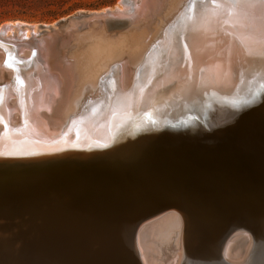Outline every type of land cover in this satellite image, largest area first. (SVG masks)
Instances as JSON below:
<instances>
[{"label": "bare ground", "instance_id": "6f19581e", "mask_svg": "<svg viewBox=\"0 0 264 264\" xmlns=\"http://www.w3.org/2000/svg\"><path fill=\"white\" fill-rule=\"evenodd\" d=\"M239 2L121 0L116 8L96 14L119 15L129 20V28L120 34L81 36L72 47L61 44L65 51L47 37L51 33L43 37L37 27L2 26L0 65L15 72L0 70V88H5L0 90V122L11 128L1 151L23 159L56 156L55 169L44 173L41 183L59 190L56 200L81 202L75 188L89 181L88 170H121L125 164L120 163L156 142V124H172L184 114L193 133L199 114L192 108L201 116L212 108L221 118L232 109L248 121L263 120L264 80L251 64L264 57V44L247 32L250 17ZM17 28L26 35L19 36ZM115 61L123 64L117 74L112 70ZM113 76L115 83H108ZM134 131L142 138L130 139ZM61 132L65 137L57 139ZM213 152L225 155L230 149ZM153 161L145 159L151 165ZM136 168L132 170L140 174ZM142 181L130 178L126 185L134 186L132 193L138 195ZM237 235L220 248V256L231 264L247 259L253 246ZM183 238L175 219L147 228L136 243L141 262L181 264Z\"/></svg>", "mask_w": 264, "mask_h": 264}, {"label": "water", "instance_id": "95a60500", "mask_svg": "<svg viewBox=\"0 0 264 264\" xmlns=\"http://www.w3.org/2000/svg\"><path fill=\"white\" fill-rule=\"evenodd\" d=\"M239 5L250 17L247 32L264 44V0H240ZM131 25L119 15L80 13L60 21L47 37L72 47L81 36L120 34ZM256 59L251 66L264 80V57ZM121 65L115 61L112 70L117 74ZM192 110L199 114V123L191 125L193 133L184 114L175 116L172 124H156V142L139 148L133 161L120 163L125 164L121 170H88L89 181L75 188L81 202L56 200L59 190L41 183V176L55 169L56 156L23 159L1 151L11 129L1 121L0 240L12 248V262L143 264L136 247L139 234L175 219L184 234L181 264H231L220 256V248L236 234L253 244L247 259L237 264H264V119L248 121L232 109L221 118L212 108L202 116ZM136 132L130 139L142 138ZM222 148L230 152L214 155L213 150ZM130 178L143 180L138 195L132 193L134 186L126 185Z\"/></svg>", "mask_w": 264, "mask_h": 264}, {"label": "rangeland", "instance_id": "374dc122", "mask_svg": "<svg viewBox=\"0 0 264 264\" xmlns=\"http://www.w3.org/2000/svg\"><path fill=\"white\" fill-rule=\"evenodd\" d=\"M120 1L121 0H0V28L6 24L15 25L21 23L27 27H37L40 32L44 33L43 37H46V33L52 28H55L60 21L67 20L80 13H101L105 9L116 8ZM222 24L229 28L226 20H224ZM18 30L20 29L17 28V31ZM18 33H20L19 36L26 35V32L21 33L18 31ZM59 49L65 51L62 46H59ZM0 55H2V51H0ZM2 68L4 69L5 66L0 65V70H3ZM193 70H195V68ZM4 71L7 73L11 72L12 74L15 72V70L10 67L4 69ZM206 78L208 79V76H206ZM16 80L17 78L14 77V81ZM70 80H72V78H70ZM4 89L5 88H0V90ZM68 127L69 126L65 129ZM63 132H66V130ZM63 132L55 137H65L66 134L64 133V135ZM58 145L63 147L64 144ZM3 243L5 244L2 245ZM11 250L12 248H9L7 242H1L0 240V264H14L12 262L14 256L10 254Z\"/></svg>", "mask_w": 264, "mask_h": 264}]
</instances>
